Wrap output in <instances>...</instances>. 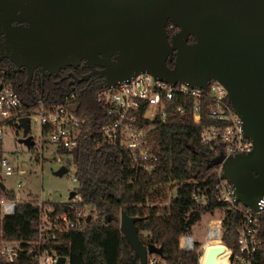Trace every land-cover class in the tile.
<instances>
[{
  "label": "water",
  "instance_id": "95a60500",
  "mask_svg": "<svg viewBox=\"0 0 264 264\" xmlns=\"http://www.w3.org/2000/svg\"><path fill=\"white\" fill-rule=\"evenodd\" d=\"M0 10L18 12L26 24L11 41L9 59L28 76L36 69L52 75L83 61L102 69L103 88L141 73L170 86L221 85L252 149L224 161L218 155L205 169L222 163L220 179L233 189V206L256 210L264 195V0H0ZM168 26L176 32L169 35ZM67 108L76 112L78 105ZM17 125V142L29 149V118H19ZM66 172L60 167L55 175ZM74 194L70 191L67 201ZM139 220L121 212L118 231L138 263L146 264L147 256L161 252L140 243ZM202 252L201 264H216L223 248Z\"/></svg>",
  "mask_w": 264,
  "mask_h": 264
},
{
  "label": "built area",
  "instance_id": "2783aa9c",
  "mask_svg": "<svg viewBox=\"0 0 264 264\" xmlns=\"http://www.w3.org/2000/svg\"><path fill=\"white\" fill-rule=\"evenodd\" d=\"M170 28V26H168ZM98 113L95 116L77 115L68 106L77 104L74 94L69 93L35 109L23 110L17 95L0 80V145L2 129L17 125V120L37 111L40 142L71 150L81 137H89L93 146L113 144L124 149L133 171L149 172L156 161L150 151L147 137L157 125L164 124L171 116L189 115L194 124L202 125L199 143L208 150L209 159L222 155L223 161L251 151L252 143L242 133V122L233 112L225 89L210 81L203 89L190 88L186 84L170 86L153 79L146 73L138 74L127 82L101 88L96 95ZM18 126V125H17ZM41 151V145L39 147ZM215 183L194 191L190 199L195 205H204L209 199L214 203L232 208L238 215L232 246L221 243V228L207 226L205 242L216 243L223 248L220 255L225 264H255L264 246V195L256 202V210L239 204L233 206L234 193L225 179H220L222 163L211 168ZM9 162L0 157V174L10 176ZM71 181L75 184V179ZM20 184L17 188H20ZM73 191V190H72ZM74 192V191H73ZM75 193V192H74ZM37 209L36 235L31 242L0 240V262L13 263L24 251L31 264H68L65 257L56 254L53 246L57 234L78 230L86 214L78 207L74 196L68 201L69 208L60 215L53 214L50 206L34 199ZM17 200L0 199V218L13 215ZM215 236H210V232ZM194 241L190 236L179 238V250L192 251ZM146 264H164L157 256H147Z\"/></svg>",
  "mask_w": 264,
  "mask_h": 264
},
{
  "label": "trees",
  "instance_id": "16d2710c",
  "mask_svg": "<svg viewBox=\"0 0 264 264\" xmlns=\"http://www.w3.org/2000/svg\"><path fill=\"white\" fill-rule=\"evenodd\" d=\"M167 66H171L169 61ZM30 108L23 106L22 109ZM203 124L206 122L194 124L189 115H184L171 116L164 124L154 127L147 137L149 149L156 156L149 172L133 171L124 149L113 144L93 146L89 137H81L76 147L69 151L57 149L59 155L70 159L78 207L89 219L85 218L78 230L56 235L53 246L56 254L65 257L68 264H139L118 231L121 212L140 219L135 224L140 243L159 248L158 259L164 264H198V244L192 251H181L179 238L190 236L200 216L216 208L224 210L220 222L221 243L232 246L239 219L235 211L211 199L204 205H195L190 199L197 189L215 183L212 170L205 169L210 160L208 150L199 143ZM13 126L18 129L17 125ZM167 186L175 188L169 199L162 191ZM0 194L8 201L15 199L12 192L3 190ZM34 203V199L19 202L12 216L0 218V240H34L37 228ZM49 206L55 215L64 212V204L51 203ZM202 259L203 255L200 264ZM11 264L31 263L23 251ZM255 264H264V246Z\"/></svg>",
  "mask_w": 264,
  "mask_h": 264
},
{
  "label": "rangeland",
  "instance_id": "374dc122",
  "mask_svg": "<svg viewBox=\"0 0 264 264\" xmlns=\"http://www.w3.org/2000/svg\"><path fill=\"white\" fill-rule=\"evenodd\" d=\"M38 122L37 111L32 112L29 115V136L33 141V146L30 149H26L17 142L21 137V133L16 127L13 125L5 126L2 129L3 138L0 145V157L9 162L12 172L10 176L0 174V183L5 191L13 193L14 202L16 200L24 202L37 199L46 205L68 203L67 196L75 188V184L71 181L73 167L69 157L59 155L56 152V147L46 143V139H43L44 143L40 142ZM40 145L41 151L39 149ZM60 167H65L67 172L58 177L55 172ZM18 184H20V188H17ZM162 191L165 198L169 199L174 195L175 188L167 186ZM223 214L224 210L222 208H216L211 213L201 215L199 222L191 228L190 236L194 242H200L196 249L199 253L198 264L204 246L208 247V245L216 244L213 243L215 241L208 244L205 242L206 227L218 226ZM210 236H215L213 231L210 232ZM216 264H225L221 256H219Z\"/></svg>",
  "mask_w": 264,
  "mask_h": 264
},
{
  "label": "flooded vegetation",
  "instance_id": "af4514ba",
  "mask_svg": "<svg viewBox=\"0 0 264 264\" xmlns=\"http://www.w3.org/2000/svg\"><path fill=\"white\" fill-rule=\"evenodd\" d=\"M18 12L0 10V80L19 98L22 106L38 108L63 96L74 94L78 108L77 115L95 116L98 113L96 95L103 86V77L96 65L88 66L83 61L75 67L61 68L57 73L46 76L39 69L28 76L24 67H17L10 61L12 42L18 29L26 24L19 22ZM176 29L168 27V34ZM110 60H113L110 58ZM171 64V59L168 60Z\"/></svg>",
  "mask_w": 264,
  "mask_h": 264
},
{
  "label": "crops",
  "instance_id": "0c3cea01",
  "mask_svg": "<svg viewBox=\"0 0 264 264\" xmlns=\"http://www.w3.org/2000/svg\"><path fill=\"white\" fill-rule=\"evenodd\" d=\"M3 190H4V188H3ZM4 191H5V190H4ZM1 199H4V198H1ZM18 202H20V201H18ZM66 204H67V203H65L64 206H66ZM190 237H191V236H190ZM193 241H194V240H193ZM194 244H200V242H194ZM208 246H216V244H212V245H208ZM206 247H207V246H204L205 249H206ZM219 256H220V255H219ZM219 256L215 259L216 262H217Z\"/></svg>",
  "mask_w": 264,
  "mask_h": 264
},
{
  "label": "bare ground",
  "instance_id": "6f19581e",
  "mask_svg": "<svg viewBox=\"0 0 264 264\" xmlns=\"http://www.w3.org/2000/svg\"><path fill=\"white\" fill-rule=\"evenodd\" d=\"M219 255H220V254H219ZM217 257H218V255H217ZM217 257H216V258H217Z\"/></svg>",
  "mask_w": 264,
  "mask_h": 264
}]
</instances>
